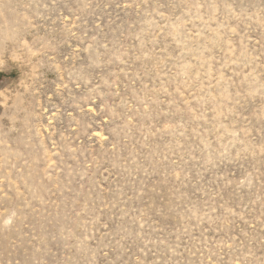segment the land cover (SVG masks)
Wrapping results in <instances>:
<instances>
[{"label": "rangeland", "instance_id": "374dc122", "mask_svg": "<svg viewBox=\"0 0 264 264\" xmlns=\"http://www.w3.org/2000/svg\"><path fill=\"white\" fill-rule=\"evenodd\" d=\"M0 264H264V0H0Z\"/></svg>", "mask_w": 264, "mask_h": 264}]
</instances>
